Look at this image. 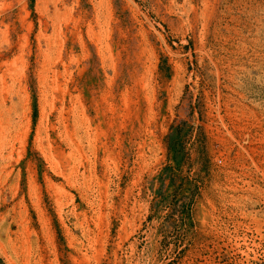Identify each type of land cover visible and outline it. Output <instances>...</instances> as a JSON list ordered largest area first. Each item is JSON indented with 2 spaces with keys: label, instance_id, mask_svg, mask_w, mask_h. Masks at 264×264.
<instances>
[{
  "label": "rangeland",
  "instance_id": "1",
  "mask_svg": "<svg viewBox=\"0 0 264 264\" xmlns=\"http://www.w3.org/2000/svg\"><path fill=\"white\" fill-rule=\"evenodd\" d=\"M0 264H264V0H0Z\"/></svg>",
  "mask_w": 264,
  "mask_h": 264
}]
</instances>
